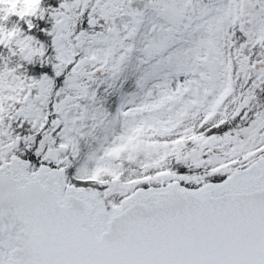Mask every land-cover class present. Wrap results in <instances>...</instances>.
<instances>
[{"label": "snow or ice", "instance_id": "1", "mask_svg": "<svg viewBox=\"0 0 264 264\" xmlns=\"http://www.w3.org/2000/svg\"><path fill=\"white\" fill-rule=\"evenodd\" d=\"M0 264H264V0H0Z\"/></svg>", "mask_w": 264, "mask_h": 264}, {"label": "clouds", "instance_id": "2", "mask_svg": "<svg viewBox=\"0 0 264 264\" xmlns=\"http://www.w3.org/2000/svg\"><path fill=\"white\" fill-rule=\"evenodd\" d=\"M3 7H4V10H5V11H8V10H9V9H8V5H4ZM22 7H24V8H26V9H27V8H31V7H32V5H31V4L22 5Z\"/></svg>", "mask_w": 264, "mask_h": 264}, {"label": "trees", "instance_id": "3", "mask_svg": "<svg viewBox=\"0 0 264 264\" xmlns=\"http://www.w3.org/2000/svg\"><path fill=\"white\" fill-rule=\"evenodd\" d=\"M12 19H13V20H16L17 18H16V17H13Z\"/></svg>", "mask_w": 264, "mask_h": 264}]
</instances>
